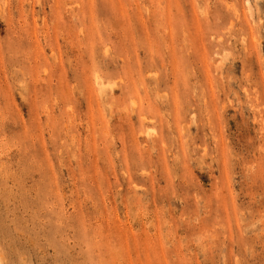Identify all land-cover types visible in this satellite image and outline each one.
I'll return each mask as SVG.
<instances>
[{
    "label": "rangeland",
    "instance_id": "obj_1",
    "mask_svg": "<svg viewBox=\"0 0 264 264\" xmlns=\"http://www.w3.org/2000/svg\"><path fill=\"white\" fill-rule=\"evenodd\" d=\"M0 258L264 264V0H0Z\"/></svg>",
    "mask_w": 264,
    "mask_h": 264
},
{
    "label": "bare ground",
    "instance_id": "obj_2",
    "mask_svg": "<svg viewBox=\"0 0 264 264\" xmlns=\"http://www.w3.org/2000/svg\"><path fill=\"white\" fill-rule=\"evenodd\" d=\"M126 82V81H125ZM135 102V101H134ZM133 103V102H132ZM135 104V103H134ZM144 118V117H143ZM52 210V209H51ZM82 225V224H81ZM85 226V225H84ZM86 230V228H85ZM0 264H3V260L0 258Z\"/></svg>",
    "mask_w": 264,
    "mask_h": 264
}]
</instances>
